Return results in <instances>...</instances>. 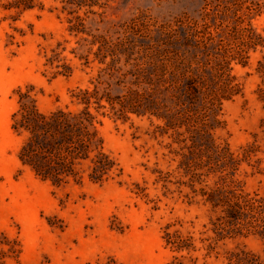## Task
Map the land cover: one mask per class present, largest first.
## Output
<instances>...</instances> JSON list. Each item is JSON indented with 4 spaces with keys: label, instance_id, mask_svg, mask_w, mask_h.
Instances as JSON below:
<instances>
[{
    "label": "trees",
    "instance_id": "16d2710c",
    "mask_svg": "<svg viewBox=\"0 0 264 264\" xmlns=\"http://www.w3.org/2000/svg\"><path fill=\"white\" fill-rule=\"evenodd\" d=\"M59 1L61 12L69 15L82 7L92 12L96 5L94 0ZM43 8L41 0H0V10L10 13L13 21L26 11ZM263 9L264 3L253 0H214L205 1L197 17L184 14L158 22L139 13L121 25V35L114 40L85 31L82 18L74 16L70 34L89 36L82 38L87 50L78 59L84 66L98 63L89 79L92 86L71 91L81 107L49 112L40 111L29 93L18 91L10 126L21 137L20 164L56 187L70 181L81 184L84 179L93 183L113 179L122 169L103 150L98 130L101 118L108 115L103 109L108 108L115 120L146 117L153 126L145 131L147 140L158 146L147 169L151 184L159 186L164 197L177 193V198L203 207L207 214L197 230L178 218L163 225L161 237L164 247L175 254L173 259L198 251L203 259H218L219 245L243 233L260 237L264 255V195L246 191L234 178L241 163L249 162L257 149L247 143L234 152L213 137L223 102L242 94L233 64L249 66V51L264 49V30L256 31L243 16L260 15ZM55 67L54 75L72 71L65 63ZM252 73L258 79L254 93L264 107V52L255 60ZM145 184L133 182L131 192L146 197ZM5 244L3 249L0 243V264L4 257L20 254L15 241ZM222 258V264H264L258 254L243 249L225 251ZM194 260L190 258L192 264Z\"/></svg>",
    "mask_w": 264,
    "mask_h": 264
},
{
    "label": "rangeland",
    "instance_id": "374dc122",
    "mask_svg": "<svg viewBox=\"0 0 264 264\" xmlns=\"http://www.w3.org/2000/svg\"><path fill=\"white\" fill-rule=\"evenodd\" d=\"M41 1L43 10L26 11L15 21L0 10V243L5 249V243L15 241L20 248L17 258L4 257L1 264H192L190 258L195 257L193 264H222L223 253L236 249L264 259L262 240L251 233L226 239L218 247V259H203L199 251L173 259L175 254L164 247L161 237L163 225L178 218L197 230L207 221V214L203 207L187 205L177 193L164 197L162 189L151 184L147 169L153 165L158 146L147 140L145 131L153 126L146 117L115 120L108 108L103 109L108 113L98 125L103 150L117 161L122 174L102 183L84 179L81 184L70 181L59 187L40 180L20 164L21 137L10 126L18 91L29 93L42 112L81 107L71 91L92 86L89 79L95 76L98 63L84 66L78 59L87 50L82 38L89 36L70 34L74 16L82 18L85 31L114 40L121 35V25L139 13L158 22L184 14L197 17L204 2L214 0H94L92 12L82 7L73 15L61 12L59 0ZM243 17L263 33L264 9L260 15ZM263 52L260 48L249 51V66L233 64L242 94L223 102L218 112L221 122L213 131L215 140L226 142L234 152L247 143L255 145L257 151L249 162L241 163L234 178L246 191L262 195L264 107L254 93L258 79L252 67ZM62 63L71 67V73L54 75L55 65ZM143 180L147 196H136L131 192L133 182L143 184ZM156 196L159 200L152 201Z\"/></svg>",
    "mask_w": 264,
    "mask_h": 264
}]
</instances>
